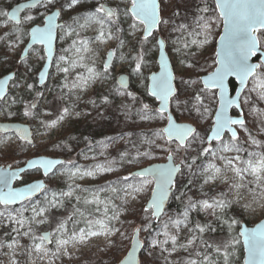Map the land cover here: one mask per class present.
<instances>
[{
    "label": "snow or ice",
    "instance_id": "snow-or-ice-1",
    "mask_svg": "<svg viewBox=\"0 0 264 264\" xmlns=\"http://www.w3.org/2000/svg\"><path fill=\"white\" fill-rule=\"evenodd\" d=\"M81 2L82 0H27L17 4L12 11L0 10V16L15 21L17 25L14 33H6L0 37V41H5L9 35L14 36L7 46L12 51H17L27 38L26 46L20 50L19 62L22 66L28 65L30 54L36 51L35 46H41L44 55L38 56V59L44 60L46 67L54 64L57 73L63 74L64 82L58 86L62 93L64 89L68 93L86 90L97 81L109 80L112 77V61L117 57L118 51L120 61L130 62V75L144 76L143 70L149 67L144 45L153 37L154 32L159 31L162 24L169 23L161 14L165 6L164 0H127L125 4L97 0L93 10L84 15L73 16L71 23L60 22L65 13L76 9ZM41 8L44 10L42 14L39 12ZM25 10H29L28 14L21 18L20 14ZM198 11L201 15L194 21L195 28L188 31L191 39L186 38L182 46L184 49H190L193 45L203 48L211 43L215 26L222 25L223 34L219 37V48L214 53L211 71L199 66V70L205 74L181 80L184 85L181 91L174 83L175 73L163 51L166 41L158 38L156 46L160 50V70L144 79L148 81L145 88L147 96L158 101L159 107L154 108L131 91L128 76L120 75L110 90L116 96L130 98L133 104L139 102L140 106L135 114L142 121L165 122L163 127L153 130L150 137H145L142 141L144 147H136L135 154L128 163L141 158L155 159L156 149L166 154V162L122 177L116 183L123 184V187L110 186L93 190L81 188L75 181L116 171L113 166L115 160L83 168L73 161L45 157L32 159L28 162V167L42 168L45 177L56 175L58 165H72L60 173L71 181L68 191L53 192L51 198H46L43 202L34 200L37 193L46 189L43 180L14 188L13 181L20 179L25 169L12 171L10 168H0V205L4 206V210L0 211V225L11 224V231L16 237H27L30 241L28 245H21L19 239H13L6 245L0 244V248L6 246L11 249L12 257H15L18 248L23 249L26 255L34 257L31 264L46 258L48 264H54V259L70 255L69 246L75 248L77 245H84L98 236L110 238L121 231L114 224L119 220V206L114 203L116 197L127 204L150 190L151 198L143 208L144 220L150 222L134 228L130 237L121 233L125 240L130 239L131 249L119 264H140L138 252L144 248V244L139 237L143 231L151 229L152 222H161V231L156 233L149 247L158 249L161 254L167 253L166 264H171L168 257L179 250L189 253L183 264H234L239 246L247 253L243 264H264V222L258 223L254 228H240L219 243H209L203 238L206 232L216 230L210 222L195 223L189 228L190 214L198 210L215 217L218 223L226 224L231 233L240 221L234 217L227 218V211L245 199L244 191L252 196L251 201L243 205L246 210L252 209L253 205L264 208V141L253 134L248 120L250 116L257 124L258 133H264V0H213V4L203 0ZM173 15H179V12L174 10ZM128 21H131L128 28H123L122 24ZM93 28V36L83 35ZM188 28L187 24L180 25L181 30ZM126 31L129 38H135L138 32H142L133 45L132 55H125L121 51L131 42L121 35ZM68 38L71 39L69 47L62 50L63 54L56 56V41ZM113 39L118 41V47L107 53L102 68H98V50L92 45H103ZM186 67L196 68L197 64L187 63ZM31 70V65H28L27 71ZM49 76L46 70L39 72L41 85L45 84ZM70 76L73 78L69 79ZM10 82L12 88L21 86L18 73H9L0 78V101L8 100ZM26 87L32 90L34 84L27 83ZM68 93H63L60 98L65 99ZM43 96L44 92H37L36 98L25 104V117L35 118V110ZM16 102L17 98L12 97L10 103ZM102 102L111 103L109 96H103ZM92 103L95 104L94 101ZM125 108L129 113L133 111L128 105ZM174 110L186 112L189 121L177 122ZM233 111L236 115L232 114ZM5 115L13 116L15 113L6 112ZM69 115L70 108L65 106L57 119L47 123L41 121V125L45 128L56 127ZM209 118L211 123L203 132L191 122L198 124ZM0 130H14L21 141L33 144L32 134L26 126L4 124L0 125ZM240 131L246 133L245 140L241 139ZM0 143L4 141L0 140ZM129 155L128 152L121 153L122 157ZM202 159H206L207 163H198ZM184 176L189 177L186 181L188 185L193 183L192 177H198L203 181L201 188L203 185L218 183L228 187L226 191H219L211 196L203 193L200 199L188 197L183 213L179 216H167L165 220L166 203L170 195H174V189L179 191L177 182ZM109 190L112 196L100 195ZM180 195L184 193L181 192ZM72 200L76 206L71 215L61 220L53 230L38 234L39 226L49 222L48 214L51 209L64 207L65 201ZM17 203L20 204L18 209L8 211L9 206ZM25 213L30 215L26 216ZM70 222L71 229L68 226ZM81 223L84 227H78ZM182 229H188L189 235L180 242ZM52 244L55 245L54 251L48 247ZM169 244L171 248L168 247ZM198 245L205 250H213L215 257L208 251H195L193 255L191 250Z\"/></svg>",
    "mask_w": 264,
    "mask_h": 264
},
{
    "label": "rangeland",
    "instance_id": "rangeland-1",
    "mask_svg": "<svg viewBox=\"0 0 264 264\" xmlns=\"http://www.w3.org/2000/svg\"><path fill=\"white\" fill-rule=\"evenodd\" d=\"M19 1L22 0H0V10L9 11L13 5ZM111 2L125 4L127 3V0H111ZM96 3L97 0H82L81 4L76 9L64 14L63 20L60 22L71 23V18L73 16L77 14H86L94 9ZM208 3L213 4V0H208ZM164 5L161 14L164 19L169 20V23L162 24L159 31L155 32L153 37L149 38V42L144 45L146 52L145 59L149 65L148 68L143 70L144 76L130 75V62L120 61L118 59L120 52L118 51L117 57L112 61V68L110 69L112 77L109 80L97 81L96 83L91 84L86 90H79L75 93H68V90L64 89L63 93H68L65 99L60 98L63 93L58 89V86L64 82V77L63 74L57 73L54 64L47 84L42 88L38 87V74L45 62L44 60L38 59V56L44 55L41 46H35L36 51L30 54L28 65H31L32 70L31 72H28V65L22 66L19 62V56L21 54L20 50L26 46L28 42L27 38H25V43L20 45V50L17 51H12L7 46L8 43L14 39V36L9 35L5 41H0V78L10 72H15L18 73V82L21 85L19 88H12L10 84L8 100L0 102L1 122H23L25 117L23 115L24 106L26 103L36 98L37 92H44V96L39 99L37 109L35 110V112L39 111L40 114L50 112L53 118H58V116L61 115L62 108L67 106L68 103L74 102L82 103L86 109L84 120L71 124L56 141L50 143L41 142L40 144L32 146L23 143L20 140H14L7 148H2L0 146V166L11 165L13 168L22 167L29 159L38 156L62 157L65 158L66 161H73L75 165L82 166L92 162L94 159L100 160L106 155H111V158L117 161V165L115 166L117 169L116 173L114 171L104 172L97 174L94 177H85L82 180L77 179L75 181V184L79 185L81 188L93 189V187L98 184H109L108 181L115 177L117 181H119L129 173L151 164L148 162L143 163V158L138 161H133L132 163H128V160L135 154L136 147L143 146L142 141L145 137L144 134H142V131H147L159 126L161 128L164 126L165 122L161 120L142 121L139 116L135 114V110L140 106L139 102L133 104L130 98L126 96H116L110 90L116 84L118 77L122 74H126L130 78V90L136 93L144 102L149 103L153 107H157L158 102L154 98L147 96L145 92L148 81H146L144 77L159 70L157 60L158 47L156 46V39L158 36L165 39L167 43V52L176 76L175 84L178 89L183 91L184 85H182L181 80H186L189 77L196 78L197 76L205 74L199 70V66H203L208 71L212 70V59L216 51L217 40L222 28V25L215 26L211 43L205 45L203 48H197L193 45L190 49H184L182 44L186 38L189 40L191 39L188 37V31L195 28L194 21L199 15H201L198 8L203 5V0H164ZM174 10L178 11L179 15H173ZM43 11L42 8L39 9L41 14ZM26 14H28V11L25 12L22 17ZM130 22L131 21H128L127 23L122 24V27L127 29L128 23ZM182 24L189 25V28L181 30L180 25ZM16 28L17 25L15 22L0 16V37L5 36L6 33H14ZM94 34L95 30L93 28L89 29L83 35L91 37ZM121 35L122 37L131 40V42L126 44L125 48L121 51H123L125 55H132L133 45L139 40L142 32H138L135 38H129L127 31ZM70 43V38L57 40L56 56L63 54L62 50L68 48ZM92 47L98 50L96 64L98 68H102L103 62L107 59V53L118 47V41L113 39L106 44H94ZM190 53H194V55ZM181 61H184V63H181ZM193 62L197 64L196 68L190 69L186 67L187 63ZM77 71L82 70L77 69ZM72 78L73 76L69 77V79ZM27 83L34 84V88L28 90L26 87ZM105 95L109 96L111 103H103L102 108L104 111L100 116H104L92 120L97 112L95 98H102ZM12 97L17 98V102L14 104L10 103ZM77 97H79V99H77ZM92 101H94L95 104H93ZM125 105L132 107L133 111L129 113L125 108ZM6 112H12L15 113V115L6 116ZM173 114L179 122H188L190 119L188 114L182 110H174ZM232 114L236 115L235 111H233ZM131 119L132 121H130ZM90 120H92V123ZM126 120H128V122L130 121L127 127L123 124ZM248 120L249 128L253 131L257 128V124L252 121L250 116L248 117ZM191 122L203 132V130L208 128L211 123V118L207 121H200L198 124L195 121ZM127 130L132 134L130 139L125 134V131ZM121 137L123 138L121 139ZM240 137L242 140H245L247 138L246 133L240 131ZM225 138L227 139V135ZM4 139L5 137L3 135L0 136V140ZM95 140L98 141L99 147L92 143V141ZM61 141H65L67 144L65 146L61 145ZM123 152H128L130 155L122 157L120 153ZM165 160L166 158L163 159V161ZM16 161H22V163L16 164ZM198 163H207V160L202 159V162ZM70 167H72V165H65L62 169L56 170V175H51L45 178L48 187L40 197L34 200L37 202H43L46 198H51L53 192L68 191V185L71 181L68 180L66 175L61 176L60 173L65 172L66 168ZM42 177L40 170L27 172L23 175L22 180L16 182L15 185L21 186ZM188 178V176H184L182 179L178 180L176 187L179 191L175 189L174 195L179 196V194L183 192L184 197L197 195L202 198L203 193H208V195L211 196L219 191H226L228 187L227 185L218 183L216 185H203V188H201V185L203 184L202 179L192 177L193 183L188 185L186 184ZM117 187H123V184H117ZM78 194L90 195L89 193L79 192ZM243 194L245 199L239 204H234L227 211V218L234 217L240 221L239 225L234 226L231 233L226 224L218 223L215 217L198 210L193 211L190 214L189 228L193 227L195 223L205 224L210 222L212 227L216 230L206 232L203 238L209 243H219L239 230L242 223H246L249 226H255L264 219V208H261L258 205H253L252 209L246 210L243 205L250 202L252 196L247 191H244ZM150 196L151 192L149 190L137 199L130 200L127 204L119 199V197H116L114 203L119 206L117 209L119 212V220L115 221L114 224L115 227L120 228L121 231L110 238L98 236L91 238V240L84 245H77L75 248L69 246L70 255H62L60 258L54 259V264H80L96 258H103L107 261L114 259L115 264H118L127 254L131 246L130 239L125 240L121 233L130 237L134 228L148 224V221L144 220L145 214L143 208L146 206ZM74 206H76L75 201L72 200L65 201L64 207L51 209L48 214L49 222L39 226L38 234L53 230L61 220H64L71 215ZM1 207L0 211H3L4 206L1 205ZM19 207L20 205L17 207H8V211L18 209ZM175 208L167 209V215L164 217L165 220L167 219V216L175 214ZM25 215H30V213H25ZM68 226L69 229H71V222ZM78 227H84V224L81 223ZM11 229V224L0 225V244L6 245L11 243L13 239H19L21 245H28L30 243L27 237H16ZM188 235V229H182L180 232V242H183ZM140 237L144 242L141 264H157L158 258L160 259V264H166L165 257L167 256V253L158 255L157 249H150L149 243L153 239L152 236L149 238L147 231H143L140 234ZM48 247L53 251L55 250L54 244L48 245ZM168 247L171 248V244H169ZM191 251L193 252V255L195 251H208L215 257L213 250H205L199 245ZM188 256V252L179 250L173 253L171 257H168V259L171 261V264H183V261L187 259ZM33 258L34 257L26 255L21 248L17 249L15 257H12L11 249L6 246L0 248V264H31V259ZM243 260L244 248L239 246L234 257V264H243ZM36 264H48L47 258L44 261L37 260Z\"/></svg>",
    "mask_w": 264,
    "mask_h": 264
},
{
    "label": "trees",
    "instance_id": "trees-1",
    "mask_svg": "<svg viewBox=\"0 0 264 264\" xmlns=\"http://www.w3.org/2000/svg\"><path fill=\"white\" fill-rule=\"evenodd\" d=\"M92 98H95V97H92ZM95 100H96V107H97L96 111L97 112L95 113V116L93 117V119L91 118L92 120H96L98 117L102 118L104 116V115L100 116V114H102L103 111H104L103 108H102V104H103L102 98H95ZM92 120H90L91 123H92ZM130 121H132V119ZM129 122H128V120H126L123 123L124 126L127 127ZM159 128H160V126L156 127V128H153V129H149L147 131H142V134H144V137H146V136L150 137L151 136V132L153 130H158ZM252 132H253V134H255L257 136L258 139H260L261 141H264V133H258L257 128H255ZM125 134H126V136L129 139L132 137L131 132L128 131V130L125 131ZM0 136H2V135L0 134ZM92 143L99 147V144H98L97 140L92 141ZM60 144L65 146L67 144V142L61 141ZM142 147H144V146H142ZM155 153H156V158L155 159H153V158H147V159L143 158V163H147V162L148 163L161 162V161H163L164 158H166V154L161 152V151H159L158 149L155 150ZM111 160H114L113 158H111V155H106L105 157H102L100 160H97V159L95 160L94 159L92 162H90L88 164H85V165H82V167L83 168H92V167H94L97 164H102V163L106 164L107 161H111ZM198 162H202V160H200ZM19 163H22V161H16V164H19ZM116 165H117V161H116L115 165H113V166H116ZM62 168H63V166L59 167L58 169H62ZM110 182H111V180L108 181V183H110ZM116 182H117V179H116ZM106 184L107 183H103L100 186H104ZM177 197H179V198H177ZM190 197H192L194 200L201 198V197H199L197 195H191ZM187 198H188L187 196L184 197V195L181 196L180 194H179V196H177V195H173L172 196V199H171L170 204H169V208H175L176 207L175 208V214L172 215V216H179L180 214L183 213V211L185 210L186 204H187ZM0 208H2L1 205H0ZM149 222L150 221H148V223ZM160 231H161V222H152L151 229H149L147 231L148 237L151 238V236H152V238H154L156 236V233H158ZM162 238L163 237H161V239ZM157 251H158V255L161 254V252L158 249H157ZM80 264H115V260L111 259V260L107 261V260H104L103 258H96V259L87 260L85 263H80ZM157 264H160V259L159 258L157 260Z\"/></svg>",
    "mask_w": 264,
    "mask_h": 264
},
{
    "label": "built area",
    "instance_id": "built-area-1",
    "mask_svg": "<svg viewBox=\"0 0 264 264\" xmlns=\"http://www.w3.org/2000/svg\"><path fill=\"white\" fill-rule=\"evenodd\" d=\"M67 107L70 108L71 115L67 116L63 121L59 122L56 127L53 128H45L41 125V121L47 123L57 119V118H53L50 112L40 114V112L37 111L35 118L24 117L23 123L30 125L33 132L32 146L40 144L41 142L50 143L56 141L58 138L61 137V135L66 131V129H68V127L71 124L78 123L79 121L84 120L86 115V109L82 103L79 102L68 103ZM77 113L79 115H77ZM4 137H5V139L3 140L4 143H0V146L2 148H7L14 140L17 141L20 140L15 134H7L4 135ZM95 189L96 188H93V190ZM100 195L102 197H107V196H112L113 194L109 190L105 193H100Z\"/></svg>",
    "mask_w": 264,
    "mask_h": 264
},
{
    "label": "water",
    "instance_id": "water-1",
    "mask_svg": "<svg viewBox=\"0 0 264 264\" xmlns=\"http://www.w3.org/2000/svg\"><path fill=\"white\" fill-rule=\"evenodd\" d=\"M25 2H27V0H22V1L17 2L16 4L13 5V7H12L9 11H12V10L17 6V4H19V3H25ZM26 11H27V10H25V12H26ZM25 12H23V13H25ZM23 13H21L20 15L22 16ZM13 22H15V21H13ZM154 34H155V32H154ZM154 34H153V35H154ZM222 34H223V28H221V33H220V35H222ZM219 37H220V36H219ZM158 38H162V37H161V36H158ZM158 38H157V39H158ZM164 40H165V39H164ZM36 46H39V45H36ZM55 47H56V52H57V41H56V46H55ZM218 48H219V38H218V40H217L216 50H217ZM163 51H164L165 54L167 55V57H168V59H169V61H170V64H171V66H172V63H171L170 57H169L168 52H167V43H166V47L164 48ZM56 52H55V55H56ZM159 58H160V50L158 49V58H157V60H158V65H159ZM254 61H255V58H254ZM52 66H53V65H52ZM52 66H47V67H46L45 62H44V65H43L42 69L40 70V72H41L42 70H46V71L50 74L51 69H52ZM172 68H173V66H172ZM159 70H160V65H159ZM159 70H158V71H159ZM158 71H157V72H158ZM173 71H174V69H173ZM10 73H14V72H10ZM8 74H9V73H8ZM6 75H7V74H6ZM6 75L2 76L1 78H4ZM122 75L128 76V75H126V74H122ZM202 76H203V75H202ZM49 77H50V76H49ZM128 77H129V76H128ZM118 78H119V77H118ZM48 81H49V78L46 80V82H45L44 85H46ZM174 83H175V81H174ZM10 84H11V82H10ZM44 85H41V83L39 82V79H38V86H39V87H43ZM129 85H130V78H129ZM9 87H10V86H9ZM8 93H9V89H8ZM0 102H2V101H0ZM157 102H158V101H157ZM157 107H159V102H158V106H157ZM176 119H177V118H176ZM177 122H179V121L177 120ZM180 123H182V122H180ZM4 124H15V125H20V126H26V127L29 128V131H30L31 134H32V135H31V139H32V137H33L32 129H31L30 125H28V124H25V123H23V122H9V121L1 122V121H0V125H4ZM0 134H1V135L15 134V135L18 137V134H17L14 130H12V131H3V130H0ZM32 140H33V139H32ZM22 142H23V143H27V142H25V141H22ZM40 157L51 158V159H59V160L66 161L65 158H62V157L38 156V157H34V158L29 159V160L25 163V165L22 166V167L13 168L11 165H7V166H0V168H10V170H12V171H18L20 168H24V169H25V171L21 173V177H20V179H18V180H14V181H13V185H12V186H13L14 188L24 187V186H26L27 184H29V183H33V182H35V181H37V180H43V181L45 182V184H46V189H47L48 184H47L45 178L51 176V174H50L49 176L45 177V176L43 175V169H42V168H40V167H37V168H29V167H28V162H29L30 160H32V159H36V158H40ZM165 162H166V160H165V161H161V162H154V163L148 164V165L145 166V167H151V166H154V165H156V164H163V163H165ZM59 167H60V165L57 166V169H58ZM145 167H142V168H145ZM142 168H140V169H142ZM57 169H56V170H57ZM140 169H137V170H135V171H133V172L139 171ZM35 170H40L41 173H42V176H43V177L40 178V179H36V180H34V181H32V182H29V183H27V184L21 185V186H16V185H15L16 182L22 180L23 175H24L25 173H27V172H31V171H35ZM46 189H45V190H46ZM45 190H42V191H40L39 193H37L36 196L34 197V199L40 197L41 194H42ZM173 191H175V189H174ZM172 196H173V195H170V197H169V199H168V201H167V203H166V211H167V209L169 208V204H170V201H171V199H172ZM150 198H151V196H150ZM19 205H20V204L17 203V204H15V205H11V206H9V207H17V206H19ZM261 222H264V219H262L259 223H261ZM257 224H258V223H257ZM257 224H256V225H257ZM256 225H255V226H256ZM255 226H249V225H247L246 223H242V224H241V228H243V227L254 228ZM139 238H140V240L142 241L141 237H139ZM241 240H242V238H241ZM142 243L144 244L143 241H142ZM130 249H131V246H130ZM130 249H129V251H130ZM143 251H144V248H143L141 251L138 252V258L140 259V264H141V255H142ZM126 255H127V254H126ZM126 255H125V256H126ZM246 255H247V253H246V250L244 249V258L246 257ZM125 256H124V257H125ZM118 264H119V263H118Z\"/></svg>",
    "mask_w": 264,
    "mask_h": 264
},
{
    "label": "flooded vegetation",
    "instance_id": "flooded-vegetation-1",
    "mask_svg": "<svg viewBox=\"0 0 264 264\" xmlns=\"http://www.w3.org/2000/svg\"><path fill=\"white\" fill-rule=\"evenodd\" d=\"M29 11V10H27ZM26 11V12H27ZM24 14V13H23ZM22 17V16H21ZM53 67V66H52ZM39 87V86H38ZM39 88H42V87H39ZM196 126V125H195ZM197 127V126H196ZM115 167V166H114ZM117 170V169H116ZM116 173V171H114ZM101 184H98L97 186L93 187V188H100V187H105V188H110V186H117V183H116V177L114 179H111V182L109 184H106L104 186H100Z\"/></svg>",
    "mask_w": 264,
    "mask_h": 264
}]
</instances>
